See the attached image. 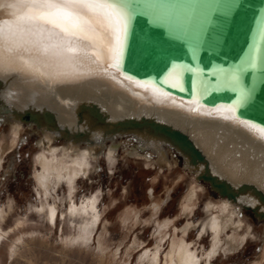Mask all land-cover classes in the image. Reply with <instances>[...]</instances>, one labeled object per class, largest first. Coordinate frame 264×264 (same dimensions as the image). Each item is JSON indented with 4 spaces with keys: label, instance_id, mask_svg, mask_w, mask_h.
Wrapping results in <instances>:
<instances>
[{
    "label": "bare ground",
    "instance_id": "6f19581e",
    "mask_svg": "<svg viewBox=\"0 0 264 264\" xmlns=\"http://www.w3.org/2000/svg\"><path fill=\"white\" fill-rule=\"evenodd\" d=\"M10 2L11 0H0V3L5 4V7L0 9V21L13 19L11 13L16 12V9L6 6ZM14 26L9 23L4 24L6 30ZM28 58L26 55L25 59ZM36 62L41 71L50 74L49 77L34 79L25 73L0 69V118L8 122L16 135L26 125L37 128L41 135L39 144H44L45 149L51 152L60 150L63 154V159L59 161L56 159L50 161L45 154L41 156L42 172L38 174V177L46 193L50 192L52 180L66 177L71 184L77 176L87 173L88 159L99 153L107 152L109 159L114 162L116 150L120 145L128 154L142 156L147 161L146 164L161 160L165 166H167L165 163L173 166L176 163L173 159L176 157L182 159L183 168L190 173L195 182L182 205L185 217L192 216L198 194L203 190V186H208L209 190L220 199L219 205H213V203L206 205L210 217L203 232L206 233L210 229L213 234L212 246L206 254L209 260L220 249L229 251L242 245L251 225H246L240 219L236 221L235 216H242L243 212H248L259 219L254 216L253 209H264V205L259 202L255 194L251 191L237 192L233 198L220 195L210 189L208 182L198 178V174L205 169L203 162L192 165L188 157L177 148L145 133H132L128 136L122 133L115 135L106 133L96 124L91 125L88 119L79 120L76 111L81 103L94 102L108 121L146 116L171 124L186 132L201 149L211 174L227 179L234 187L242 182L253 183L264 192V141L257 138L258 132L240 126L234 121L226 120L225 117H231L232 113L221 110V106H208L197 101L195 97L187 99L172 93L168 97L162 96L155 89L140 87L134 83V80H137L135 78L133 81L125 79L124 77L129 75L125 73L121 75V71L116 68L108 69L106 73L100 72L99 68H107L108 64L102 50L98 65H92L86 61L78 63L79 71L84 75L74 79L52 77L51 74L57 71L52 61ZM164 79L170 84H178V77L173 69ZM145 82L153 84L150 81ZM193 108L197 109L199 114L192 112ZM48 110L51 111L54 121L46 122L43 119L41 127H36L31 122L26 123L20 118V115L25 112L42 116ZM60 143L63 145L62 148L55 147ZM2 152L1 150L0 166ZM95 202L94 199L87 203L89 205H86L85 209L95 213ZM49 210L50 220L53 222L56 208L51 206ZM71 210L75 208L72 207ZM132 210L126 211V216H131L134 212ZM213 210L218 211L213 214ZM96 215L94 214V222L91 226L83 227L84 230L80 233L82 236L87 235L88 238L92 236L98 221V215ZM172 225V220H166L159 224L158 228L156 226L155 236L159 243L153 251L146 252L142 260H148L150 264H156L159 261L161 244L169 234ZM192 227L193 223L189 221L181 232L186 235ZM228 229L233 232L229 237L222 239ZM87 236L84 240L88 239ZM172 240L165 264H201V259L186 243L184 236L178 238L175 232ZM210 253L213 254L210 255Z\"/></svg>",
    "mask_w": 264,
    "mask_h": 264
},
{
    "label": "rangeland",
    "instance_id": "374dc122",
    "mask_svg": "<svg viewBox=\"0 0 264 264\" xmlns=\"http://www.w3.org/2000/svg\"><path fill=\"white\" fill-rule=\"evenodd\" d=\"M37 130L26 125L16 135L0 118V264H150L142 257L158 245L156 229L166 220L173 225L156 264H165L175 232L178 238L184 236L201 264H264V220L243 211L236 221L251 226L242 245L220 249L209 260L206 254L213 234L210 229L203 232L210 217L206 205H219L220 199L203 186L192 216L185 217L182 205L195 182L176 157L173 166L161 160L146 164L142 156L128 154L120 145L114 162L107 152L99 153L88 159L87 173L71 184L66 177L52 180L46 193L38 177L41 156L50 161L64 156L60 150L51 152L40 145ZM94 199L95 213L85 209ZM51 206L56 208L53 222ZM131 209L134 216H126ZM94 214L98 221L92 236H82L84 226L94 222ZM189 221L193 227L183 235L181 230ZM232 232L228 229L222 239Z\"/></svg>",
    "mask_w": 264,
    "mask_h": 264
},
{
    "label": "water",
    "instance_id": "95a60500",
    "mask_svg": "<svg viewBox=\"0 0 264 264\" xmlns=\"http://www.w3.org/2000/svg\"><path fill=\"white\" fill-rule=\"evenodd\" d=\"M127 5L123 73L208 106H236V115L264 126V0H127ZM172 69L178 77L176 87L164 79ZM76 112L79 120L88 119L112 135L145 133L160 138L184 153L192 165L204 163L198 178L210 189L228 198L251 191L264 205V192L253 183L234 187L211 174L201 149L171 124L146 116L108 121L94 102L81 103ZM20 118L36 127L43 119L54 121L49 110L42 116L25 112ZM253 213L264 219V209L255 208Z\"/></svg>",
    "mask_w": 264,
    "mask_h": 264
},
{
    "label": "snow or ice",
    "instance_id": "6c2138e0",
    "mask_svg": "<svg viewBox=\"0 0 264 264\" xmlns=\"http://www.w3.org/2000/svg\"><path fill=\"white\" fill-rule=\"evenodd\" d=\"M6 6L16 12L11 13L12 20L0 21V69L39 79L50 74L41 71L36 61L48 60L57 68L52 77L74 79L84 75L78 63L98 65L102 50L108 64L99 71H121L130 22L127 0H11ZM3 7L5 4L0 3V9ZM5 23L15 26L6 30ZM124 78L133 81L131 76ZM134 83L155 89L165 97L171 95L155 84L138 79ZM221 110L232 113L226 120L258 132L257 138L264 141V126L236 115V106H221ZM191 111L199 114L195 108Z\"/></svg>",
    "mask_w": 264,
    "mask_h": 264
}]
</instances>
